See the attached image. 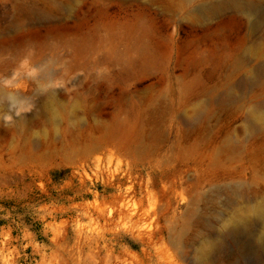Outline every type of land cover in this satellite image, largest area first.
<instances>
[{"label":"rangeland","instance_id":"rangeland-1","mask_svg":"<svg viewBox=\"0 0 264 264\" xmlns=\"http://www.w3.org/2000/svg\"><path fill=\"white\" fill-rule=\"evenodd\" d=\"M230 2L0 0V264H264V0Z\"/></svg>","mask_w":264,"mask_h":264},{"label":"bare ground","instance_id":"bare-ground-1","mask_svg":"<svg viewBox=\"0 0 264 264\" xmlns=\"http://www.w3.org/2000/svg\"><path fill=\"white\" fill-rule=\"evenodd\" d=\"M230 1V0H229ZM243 1V0H242ZM240 0H231V4L235 7V8H239V9H244L246 11H252V8L250 7V5L247 3L245 4V2H242ZM224 3V1H223ZM225 4V3H224ZM227 4V3H226ZM222 5V3H221ZM229 6V4H227ZM225 5V6H227ZM219 6V5H218ZM231 6V5H230ZM210 7V6H209ZM215 7V6H214ZM213 7V8H214ZM221 8V7H220ZM206 9V8H205ZM209 9V8H208ZM212 9V8H211ZM218 10V9H217ZM215 10V12L217 11ZM213 13V12H212ZM251 227V223L248 221H243L239 226H235V229L230 230V234L235 236V235H239L238 233L242 234L244 233L246 230L250 229ZM236 231V232H234ZM246 247L244 248V250H242V252H258L261 254H264V233L262 234H256L254 233L252 236V239L250 242L246 243ZM239 253V252H238ZM259 255V254H258Z\"/></svg>","mask_w":264,"mask_h":264},{"label":"clouds","instance_id":"clouds-1","mask_svg":"<svg viewBox=\"0 0 264 264\" xmlns=\"http://www.w3.org/2000/svg\"><path fill=\"white\" fill-rule=\"evenodd\" d=\"M30 74H31V73H30ZM26 110H27V109H25V108H23V107L20 109L21 112L26 111ZM8 119H11V117H8Z\"/></svg>","mask_w":264,"mask_h":264}]
</instances>
